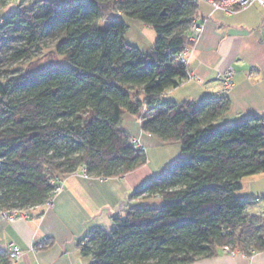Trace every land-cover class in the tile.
I'll use <instances>...</instances> for the list:
<instances>
[{
	"label": "trees",
	"instance_id": "16d2710c",
	"mask_svg": "<svg viewBox=\"0 0 264 264\" xmlns=\"http://www.w3.org/2000/svg\"><path fill=\"white\" fill-rule=\"evenodd\" d=\"M198 4L80 0L58 9L21 0L5 16L0 47L14 44L13 65L46 50L70 66L0 70V212L43 205L51 178L64 180L82 164L104 180L146 164V150L123 127L128 113L144 133L181 145V154L135 193L161 204L132 206L112 229L96 227L83 255L92 264H191L232 244L247 246V255L264 252V212L248 209L262 198L236 196L244 177L264 170V116L224 124L227 97H163L189 77L178 53L189 45ZM128 18L156 31L150 50L127 41ZM0 263H9L7 251Z\"/></svg>",
	"mask_w": 264,
	"mask_h": 264
},
{
	"label": "crops",
	"instance_id": "0c3cea01",
	"mask_svg": "<svg viewBox=\"0 0 264 264\" xmlns=\"http://www.w3.org/2000/svg\"><path fill=\"white\" fill-rule=\"evenodd\" d=\"M48 1L64 5L80 0ZM23 2L28 4L30 0ZM19 3L21 0H0V23L19 7ZM197 8L195 18L204 21L206 29L188 60L191 76L178 87L169 88L163 97L178 103L227 97L230 106L221 121L224 124L252 115L264 116V7L255 3L244 10L228 13L201 0ZM230 65L235 70L234 84L224 91L219 74ZM124 129H129L137 146L145 150L151 145L168 144L144 133L141 124ZM155 171L146 163L125 175L103 181L72 172L64 178L63 190L50 209L38 205L18 210L14 220L0 219V251H8L11 242L21 245L23 255L11 264H92V258L85 257L79 245L82 236L96 227L112 229L114 217L124 218L130 207L153 198L145 193L139 196L135 193L156 175ZM250 180L253 186L250 181L247 187L252 193L245 198L264 200V181ZM262 199L259 200L262 201L261 214L264 212ZM191 264H264V252L231 254L222 249L216 256L200 258Z\"/></svg>",
	"mask_w": 264,
	"mask_h": 264
},
{
	"label": "rangeland",
	"instance_id": "374dc122",
	"mask_svg": "<svg viewBox=\"0 0 264 264\" xmlns=\"http://www.w3.org/2000/svg\"><path fill=\"white\" fill-rule=\"evenodd\" d=\"M116 13L111 16V19L116 18ZM127 22L129 23V28L126 32V38L127 41L131 45H135L138 48H140L143 52L150 50L155 43V40L158 36L156 31L153 30L152 27L147 25L144 22H141L137 19H127ZM102 26H107L109 23L108 22H101L100 23ZM55 37L47 40L49 45H52L55 42ZM14 45L13 43L9 44L7 43L5 46L0 47V70L3 72H9L10 69H18V68H34V69H43L47 65L51 67L55 66H70L69 61H65L61 59L60 55H56L54 58V61L52 62L50 60L51 55H44L43 53L46 52V50L43 51H38L35 53V56L32 57V59H26L23 58L21 59L20 62L16 63L13 65L15 62L14 60L11 59L10 55L14 51L12 47ZM193 53V52H192ZM43 54V56H42ZM41 56V57H40ZM165 98V97H164ZM167 98V96H166ZM165 98V99H166ZM123 127H128L133 129L134 127H140L139 124V118L137 115H132V114H127L125 116V119H123ZM129 130V129H128ZM147 157H148V167L152 169H156V175H161V173L166 172L169 168V165L172 163V161L178 159L181 154V145H179L176 142H171L168 144H165L163 146H149L146 150ZM252 178H259L260 182L262 183L264 181V170L263 172L255 173L252 175H248L243 178L242 180V188L236 191V196L241 198V197H250L252 193V189H249L247 186L249 185V182L251 181L250 179ZM253 182L251 181V186ZM263 200V199H262ZM264 201V200H263ZM262 201H257L253 206L248 207L249 212L253 213H260L262 212ZM161 201L158 199H146L145 202H140L137 206L140 205H160ZM230 250H238L241 251L243 254L246 253L248 250L246 249L247 246L244 248V250L240 248H235L232 245H229ZM86 261H89V258L86 259Z\"/></svg>",
	"mask_w": 264,
	"mask_h": 264
},
{
	"label": "built area",
	"instance_id": "2783aa9c",
	"mask_svg": "<svg viewBox=\"0 0 264 264\" xmlns=\"http://www.w3.org/2000/svg\"><path fill=\"white\" fill-rule=\"evenodd\" d=\"M195 3H199L201 0H194ZM209 3L212 4V6L216 9H223L228 13H233L235 10H244V8L250 7L251 5H254L255 3L261 5L264 7V0H207ZM58 9H61L63 4L60 2H55ZM122 14L121 12L119 13ZM206 29V23L204 21L198 20L195 17L191 18V24L188 28V41L189 45L184 46L180 51L178 55V60L187 65L189 57L191 53L194 51L195 45L197 44V41L200 39V36L205 33ZM235 70L232 65L228 66L225 70V72L219 74L220 79L222 82V85L224 86L223 89L229 90L233 87L234 84V76H235ZM188 76L190 77L191 74L188 72ZM135 146H137L136 141L133 140ZM77 174H80L81 176H84L86 178H99L100 180H104L102 177L98 176H92L90 174V171H88V168L86 165L82 164L76 171ZM51 184L53 185V190L50 193L49 198L45 201L43 204L44 207L49 208L54 204L55 198L60 194V192L63 190L64 183L62 179H57L55 177L51 178ZM18 210H12V211H5L0 212V219L2 220H14L17 216ZM263 220H264V213H263ZM96 228L88 230L85 232V234L82 236L79 245L80 247L82 245H85L87 241H89L91 237L92 231H94ZM41 246H44V243L41 244ZM34 248V247H33ZM223 250L227 253H236L240 252L238 250H230L229 246H225ZM9 264L15 262L23 255V249L20 244L11 242L9 244V249L7 251ZM1 264V263H0Z\"/></svg>",
	"mask_w": 264,
	"mask_h": 264
}]
</instances>
